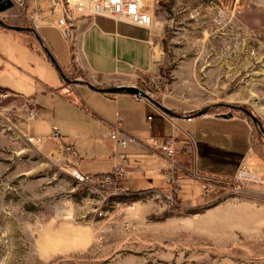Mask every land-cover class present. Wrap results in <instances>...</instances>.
<instances>
[{"label":"rangeland","instance_id":"374dc122","mask_svg":"<svg viewBox=\"0 0 264 264\" xmlns=\"http://www.w3.org/2000/svg\"><path fill=\"white\" fill-rule=\"evenodd\" d=\"M153 5L160 46L134 85L188 113L246 116L233 106L242 105L263 119L264 0ZM0 52L11 91L0 97V264H264V195L231 185L213 202L171 210L156 192L103 198L78 184L59 143L28 140L30 104L13 94L54 84L57 65L2 32Z\"/></svg>","mask_w":264,"mask_h":264},{"label":"crops","instance_id":"0c3cea01","mask_svg":"<svg viewBox=\"0 0 264 264\" xmlns=\"http://www.w3.org/2000/svg\"><path fill=\"white\" fill-rule=\"evenodd\" d=\"M13 1L12 7L0 12L6 23L0 24V32L13 38L23 50L36 52L44 61H54L61 75L54 84L44 83L30 94H13L23 97L35 109L30 125L33 133L52 142L51 127L60 129L63 143L78 154L81 171L103 172L112 166L115 142L108 132L116 117H120L119 126L139 141L174 137L177 159L187 169L178 194L185 206H203L217 200L226 192V180L235 174L242 160L248 172L264 178V141L246 116L224 117L218 112L195 115L181 104L163 98L161 102L166 107L185 114L173 116L144 97L98 91L82 81L99 87L136 84L140 73L153 69L154 49L160 46L159 33L153 27L101 14L85 16L77 22L76 44L72 47L52 24L50 0ZM13 25L31 26L34 30ZM16 48L14 59L19 58ZM0 61V67L7 61L1 52ZM0 86L11 93L3 84ZM261 121L264 128V118ZM186 134L191 137V153L183 149ZM165 164L158 152L132 146L126 174L119 182L131 190L155 187L154 192L160 196L166 187L161 170ZM190 170L200 176H193ZM194 185L201 186L200 193L192 192Z\"/></svg>","mask_w":264,"mask_h":264},{"label":"built area","instance_id":"2783aa9c","mask_svg":"<svg viewBox=\"0 0 264 264\" xmlns=\"http://www.w3.org/2000/svg\"><path fill=\"white\" fill-rule=\"evenodd\" d=\"M48 8L53 17L52 24L55 25L63 37L73 47L76 44L77 22L85 16L101 14L111 17L115 20L127 21L144 27L153 25V0H50ZM7 90L0 88V97L7 95ZM29 116L33 118L36 111L33 107L29 108ZM120 117L110 125L109 137L115 142V150L112 154V166L103 172H84L78 167L79 157L76 151L62 141L60 129L53 125L51 127L49 138L59 143L58 152L65 151L71 160L69 173L72 176H79V184L89 189L90 192L97 193L103 198L117 197L119 195L135 196L136 200L141 198L144 193L151 192L154 195V188L131 190L121 184L119 179L126 174L128 164V154L132 146L138 150H148L158 152L165 159V166L162 167L166 183L165 189H162V197L166 206L171 210H176L182 206L178 194L181 188V182L187 172L177 159L174 137H165L161 139L147 138L139 141L135 136L127 133L119 126ZM28 140L31 143L40 144L44 137L38 134L29 135ZM183 149L187 153L192 152L191 137L186 134L183 143ZM193 176H200L196 170H190ZM231 187L242 188L246 191L264 195V178L257 174H252L245 169V161L242 160L235 174L226 180ZM260 184L259 189L251 187L250 184ZM206 188V186H205ZM134 201V200H132ZM134 202L127 207L134 208Z\"/></svg>","mask_w":264,"mask_h":264},{"label":"water","instance_id":"95a60500","mask_svg":"<svg viewBox=\"0 0 264 264\" xmlns=\"http://www.w3.org/2000/svg\"><path fill=\"white\" fill-rule=\"evenodd\" d=\"M14 4L13 0H0V12L4 11L5 9L12 7ZM0 24L1 25H6V23L3 21V19L0 17ZM14 28L17 29H29V30H34L33 27L31 26H17V25H13ZM68 80H73V81H79V79H69ZM85 84H87L90 88L98 90V91H103V92H113V93H121V92H125V93H131V94H135L139 97H144L147 100H149L150 102H152L156 107H158L160 110H162L163 112L169 114V115H173V116H184L185 114L183 113H177L174 110L166 107L160 100L154 98L150 93H148L146 90L134 85V84H119V85H114V86H109V87H99L96 86L94 84H92L90 81L88 80H82ZM235 107H237L238 109L242 110L252 121V123L258 128L259 132L261 133L262 139L264 141V128L262 126V121L260 119V117L258 115H256L254 112H252L251 110L247 109L246 107L242 106V105H233ZM208 107H204L200 110H197L195 112H193L192 114H202L207 112ZM222 116L224 117H229L232 115V113H221Z\"/></svg>","mask_w":264,"mask_h":264},{"label":"bare ground","instance_id":"6f19581e","mask_svg":"<svg viewBox=\"0 0 264 264\" xmlns=\"http://www.w3.org/2000/svg\"><path fill=\"white\" fill-rule=\"evenodd\" d=\"M74 177V179L78 182V184H79V176H73ZM160 196L162 197V194H160Z\"/></svg>","mask_w":264,"mask_h":264},{"label":"trees","instance_id":"16d2710c","mask_svg":"<svg viewBox=\"0 0 264 264\" xmlns=\"http://www.w3.org/2000/svg\"><path fill=\"white\" fill-rule=\"evenodd\" d=\"M0 88L6 90L4 87H1V86H0ZM246 116H247V115H246ZM247 118L251 121V119H250L248 116H247Z\"/></svg>","mask_w":264,"mask_h":264}]
</instances>
